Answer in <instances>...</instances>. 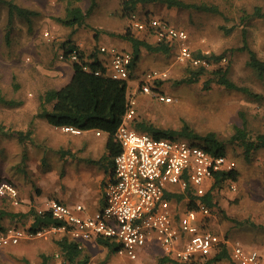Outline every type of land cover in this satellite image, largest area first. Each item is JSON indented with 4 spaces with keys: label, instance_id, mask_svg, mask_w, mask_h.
I'll list each match as a JSON object with an SVG mask.
<instances>
[{
    "label": "rangeland",
    "instance_id": "obj_1",
    "mask_svg": "<svg viewBox=\"0 0 264 264\" xmlns=\"http://www.w3.org/2000/svg\"><path fill=\"white\" fill-rule=\"evenodd\" d=\"M12 1L21 8L36 12V15L27 20L15 14L13 29L8 36L9 9L7 5H0V97L14 102V105L0 102V184L10 182L19 193L18 205L9 197L0 196V209L8 212L1 219L0 226L5 230L12 226L29 230L32 216L12 215L27 214L32 208H38L34 204L38 186L30 176V139L21 143L17 134L30 133V99L40 105V94L49 91L52 85L49 82L65 78L66 67L69 73L67 82L70 81L72 66L59 58L64 42L87 34L96 35L97 39L103 33L121 39L119 36L126 32L130 20L121 15L123 0H96L85 25L74 28L61 25L56 19L64 18L69 6L79 7L87 13L92 0ZM182 1L215 5L221 13L169 8L161 3L139 6L136 12L139 18L153 14L185 29L190 35L194 54L226 53V62L222 63L223 58L219 64L210 63L209 69L229 68L230 80L241 89L230 90L214 82L206 89V82L211 78L208 74L201 76L196 83H181L196 66L179 62L176 54L146 52L136 70L167 71L169 80L160 86V90L173 101L165 103L153 96L138 94L135 121L148 122L163 130L181 131L188 126L194 134L206 136L212 133L219 142L226 144V156L235 162L240 175L237 181L214 187L217 207L211 222L212 230L226 237L230 244L239 241L256 248L264 259V149L248 161L238 145L228 144L235 127H241L244 121L253 134H264V78L248 65V51L242 50L247 44L264 61V20L243 19L257 7L264 12V0ZM231 28V33H226ZM47 32L49 37L45 36ZM104 43L113 45L115 42L110 44L111 40H105ZM83 136L96 138L94 132ZM52 152L48 164L39 165L56 173L57 154L53 149ZM48 176L45 183L50 187L53 178ZM4 231L0 229V233ZM63 237L60 232L47 231L41 237L14 247L0 245V264H42V256H47L50 264H71L62 257L56 243ZM162 256V250L157 247L133 262L97 246L84 251L74 264L84 261L85 264H160Z\"/></svg>",
    "mask_w": 264,
    "mask_h": 264
},
{
    "label": "built area",
    "instance_id": "obj_2",
    "mask_svg": "<svg viewBox=\"0 0 264 264\" xmlns=\"http://www.w3.org/2000/svg\"><path fill=\"white\" fill-rule=\"evenodd\" d=\"M130 26L136 32L151 36L157 44L175 45L177 60L183 64L207 68L211 65L193 55L189 33L169 21L155 16L139 18L134 14ZM45 36L49 37V33ZM99 51L109 55V60L98 58L104 71L96 70L94 74L126 81L128 91H135L128 94L130 107L114 136L120 152L113 158L112 169L104 181L102 206L89 214L81 203L69 205L48 199L36 211L39 215L49 214L61 222L62 227L33 233L12 226L0 233V245L17 246L24 240L54 231L71 238L80 249L92 241L110 240L117 246L118 255L133 262L159 247L165 256L179 263H189L215 255L221 244L226 243L231 261L221 264H264L263 256L256 248L239 241L230 244L210 229L215 215L202 198L210 192L214 194L215 175L235 170V162L227 156L207 151L194 141L156 138L131 126L136 118L138 94L153 96L160 102L173 101L160 90V86L169 80V73L159 69L138 72L137 66L132 67L131 52L126 50L102 46ZM59 58L79 64L86 72H93L89 66L93 61L81 60L77 51L66 55L63 49ZM224 62L226 58L222 60ZM62 130L81 132L72 127ZM0 195L19 204L18 190L8 182L0 184Z\"/></svg>",
    "mask_w": 264,
    "mask_h": 264
},
{
    "label": "trees",
    "instance_id": "obj_3",
    "mask_svg": "<svg viewBox=\"0 0 264 264\" xmlns=\"http://www.w3.org/2000/svg\"><path fill=\"white\" fill-rule=\"evenodd\" d=\"M157 3L166 4L169 8L194 9L198 12L211 14L221 13L215 5L187 4L182 0H123L121 4V15L130 20L134 14L137 15L136 10L139 6ZM3 4L7 5L9 9L8 36L10 35V31L13 29L12 22L15 14L27 20L36 15V12L19 7L12 0H0V5ZM95 6L96 0H92L91 8L87 11V13H84L79 7L69 6L67 8L66 16L64 18H57L56 21L59 24L70 28L82 27L85 25V20L91 14V11ZM150 17H154L153 14L143 15L144 19H149ZM245 17L243 19L248 20L255 18L264 20V12L261 8L257 7L251 15H246ZM232 30L233 28L226 30V33L229 34ZM140 34H142L143 37L136 35L133 28L129 26L126 32L119 36L121 39L126 40L131 44V54L133 58L132 67H136L140 62L142 58V49L153 54H176L177 47L175 45L162 43L152 44L149 42V38H152L151 36H148L146 33ZM62 48L65 50L66 55L73 51H77L81 60H92L93 62L90 63L89 66L93 72H86L83 70L82 66L77 63H73V75L70 82L58 90H50L46 92L43 98L42 111L39 116L45 118L51 126L56 128L72 127L80 131L98 130L107 133L110 136L108 149L111 157L114 158L120 152V146L117 142H115L114 136L124 122L125 115L130 107L128 83L126 81L114 80L104 74L99 76L94 74L96 70L104 71L103 65L98 61L99 48H95L94 52L87 56L77 47V45L73 43L71 39L64 42ZM242 50L248 51V65L257 72L260 78H264V61L261 60L257 53L250 49L247 44L242 48ZM193 55L196 58L207 61L209 64H219L223 58H226V53L220 55H202L201 53L194 54L193 52ZM228 72L229 68L218 67L210 70L205 66H200L195 70H192L190 75L182 80L181 83H196L200 80L201 76L208 74L211 78L206 82V89H208L210 84L214 82L217 85L224 86L230 90H240L241 88L230 80ZM0 102L7 105H14V102L6 101L2 97H0ZM45 104H52V109L50 111L47 110L45 108ZM131 126L138 132L148 133L156 138L188 139L190 141H194L195 143H199L207 151L213 154L226 156V144L219 142L216 139L215 134L212 133L206 136H199L194 134L188 126H185L181 131L163 130L155 127L151 123L144 121L137 122L135 119L132 121ZM17 134L21 143H25L30 139V133L23 135L22 132H18ZM228 144L238 145L243 151L244 158L249 161L256 152L264 149V134H253L248 130L247 123L244 121L241 127H235L234 134L229 138ZM239 175L240 173L236 170V168L231 172L218 173L215 175L214 187L223 184L227 180L237 181ZM202 200L213 210V212H215L217 203L214 202L213 193H208L202 198ZM7 215L8 212L0 209V222L1 219ZM18 215L22 217H33V223L29 228V231L33 233L52 227L59 228L63 225L61 222L54 220L49 214L39 215L34 209L30 210L27 214H16L12 215V217H18ZM0 229L1 231L5 230L2 226H0ZM210 229L212 230V225L210 226ZM56 243L62 257H65L71 264H74L77 260H79L83 254L84 247L80 249L79 245L66 235H64V237ZM98 243L107 248L110 253L117 254L118 248L110 240L99 239ZM162 257L163 258L160 260V264H221L222 262L230 263L231 261L230 248L226 243L221 244L219 251L215 255L207 259L199 258L189 263H179L165 255ZM42 259V264H50V260L47 256H42ZM85 263L86 261L82 263L79 262V264Z\"/></svg>",
    "mask_w": 264,
    "mask_h": 264
},
{
    "label": "crops",
    "instance_id": "obj_4",
    "mask_svg": "<svg viewBox=\"0 0 264 264\" xmlns=\"http://www.w3.org/2000/svg\"><path fill=\"white\" fill-rule=\"evenodd\" d=\"M137 33V35L143 37L140 32ZM95 36H91L90 34L86 36L80 35L79 38L76 37L73 43L87 56L93 53L95 48L100 49L102 46L116 47L129 52L132 51L131 44L126 40L105 33L100 34L97 39H95ZM105 40H111L110 44L112 42L115 43L113 45L105 44ZM149 42L156 44L153 38H149ZM145 53L146 51L142 49V54L146 55ZM98 58L101 61H108L109 55L101 54L99 51ZM70 64L72 66V63ZM65 69L67 70L65 78L60 77L48 83H52L48 89L49 91L58 90L70 82H67V78L69 77L67 67ZM132 83L135 85V81ZM46 92L47 90L44 94H40V105L33 101L35 99H30V176H32L31 179L38 186L34 204H37L36 208H39L48 199H55L69 205L81 203L85 206L87 213L93 214L103 204L104 181L112 169L113 158L108 149L110 136L98 130L71 133L63 131L62 128L51 126L45 118L39 116L42 111V102ZM131 92L132 90L128 91V94H131ZM45 108L50 111L52 104H45ZM90 132H94L96 138L83 136V134ZM97 132H101V134L98 135ZM52 149L57 154L58 166L55 167L57 169L56 173H53V171L49 172V168L39 165H43V163L48 164L50 153H53ZM44 170H47V172H44ZM48 175H51L53 178L50 187L45 183L49 177ZM97 246L102 245L98 241L89 242L84 246L83 253Z\"/></svg>",
    "mask_w": 264,
    "mask_h": 264
}]
</instances>
